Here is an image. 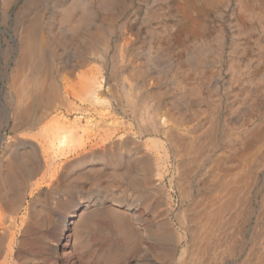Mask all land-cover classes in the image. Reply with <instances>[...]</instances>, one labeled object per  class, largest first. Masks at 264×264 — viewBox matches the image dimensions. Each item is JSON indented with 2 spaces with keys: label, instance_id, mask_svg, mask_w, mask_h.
Wrapping results in <instances>:
<instances>
[{
  "label": "rangeland",
  "instance_id": "rangeland-1",
  "mask_svg": "<svg viewBox=\"0 0 264 264\" xmlns=\"http://www.w3.org/2000/svg\"><path fill=\"white\" fill-rule=\"evenodd\" d=\"M13 1V18L0 26L4 30L0 33V136L4 142L0 158H11L10 153L4 154L16 137L33 140L32 135L54 117L50 153L55 177L31 194L32 184L46 170V155L39 146L40 171L25 186L21 206L5 234L2 254L15 235L19 246L14 261L30 259V264H98L109 256L113 264H264V138L242 159L239 156L241 139L258 122L260 113L244 121L245 97L237 88L247 80L236 79V69H231L235 62L243 79L260 80L249 70L260 64L264 69V0L97 4L84 40L54 42L57 96L49 105H25L23 116L16 115L20 90L15 82L17 42L11 39L15 35L11 26L26 0ZM59 1L39 4L31 15L54 12ZM192 19L197 20L196 27ZM129 26L137 34L131 45L125 43ZM150 26L156 29L153 41L149 40ZM93 35H97L95 41ZM198 57L199 71L195 65ZM83 73L86 87L67 85ZM195 86H199L197 91ZM2 103L11 118L3 117ZM62 132L69 136L65 142L59 141ZM171 132L174 141L169 140ZM100 137L108 140L95 145ZM18 148L29 150L28 145ZM111 154L146 169L150 182L127 185V189L116 187L112 195L104 197L100 186L92 192L83 177L74 181L77 173L91 166L108 168L101 158ZM219 158L237 163L230 171L214 172L213 162ZM72 162L76 167L62 183L61 174ZM227 181L236 183L233 196L221 190L222 182ZM142 198L149 199V205ZM89 199L92 202L84 209L82 205ZM33 203L41 209L42 224L29 219ZM64 216L69 219L65 231L60 226ZM124 222L128 229L138 230L135 243ZM162 224L168 240L161 239L157 231ZM58 237L66 244L63 258L45 249L47 244L59 242ZM134 245L136 249L129 250Z\"/></svg>",
  "mask_w": 264,
  "mask_h": 264
},
{
  "label": "bare ground",
  "instance_id": "bare-ground-1",
  "mask_svg": "<svg viewBox=\"0 0 264 264\" xmlns=\"http://www.w3.org/2000/svg\"><path fill=\"white\" fill-rule=\"evenodd\" d=\"M45 1L48 0H26V2L22 6L23 9L20 11V13H18L16 17V22H14L13 26H11V28L13 27V30L15 32V35L11 34V39L17 42V45L15 46L17 52L15 82L18 86V89L20 90V92H18L19 94L17 95V97H20V102L17 107L15 106L16 115L23 116V111L25 112V110L27 109L26 107H31L37 102H40L43 105H49L57 96L59 87L55 80V76H53L54 65L52 53L56 55V48L54 47V42L56 40L60 41L62 39L67 40V38H81L82 40H84V36L86 32H88V29L86 27L90 24V21L93 20L92 17H94L96 5L106 4L108 6L109 4H113V6H115L119 3V0H60L61 2L59 1L55 4V6H59L58 10L54 12L50 10L41 13L35 12V14L32 16V11H34V9L39 6V4H42ZM14 2L15 1L13 0H0V26L7 25L9 20L13 18L11 14V8ZM192 22L193 26L196 27L197 20L192 19ZM262 28V32H264V26ZM129 29H131V26H129ZM133 30L134 29L130 30V36L126 38L125 43L127 45L133 44L134 38L137 37V34H135ZM150 30L151 35L149 40L153 41L157 37L155 33L156 29L150 26ZM1 32H4V30L0 29V33ZM96 37L97 35H93L92 41H95ZM149 40L147 38L144 41L146 42ZM1 47H3V45L1 42L0 35V48ZM150 52L152 53V51ZM261 57L264 60V55ZM200 61L201 58H196L195 65L197 67V71H199ZM261 65L262 64H260V66L258 65L259 69L256 68V70L254 71L249 70V73L251 75L254 73L259 75L260 80L258 77H254L252 79L248 77L246 79H243V75L241 73L242 71L239 70V65L237 66L235 62L234 67L231 68L236 69V79L241 80V82H245L247 80L246 85L244 84L243 86L237 88L245 97L246 118L244 121L248 119L250 121L256 114L260 113V119L258 120V122L251 127V129L248 131V133L245 134L244 137H242V139L240 138L243 144L241 155L238 152L239 156H241V159L252 149L254 145H256V143H258L262 138H264V69H261ZM83 75L84 73L82 75L78 74L76 82L74 83L75 80H73V82L72 80H70L67 81V85H69L71 88H74L76 83H79L80 88L86 87L88 83L84 84L81 80V77ZM182 78L183 77L180 76V79ZM87 80L89 81V79ZM89 83L92 84L93 81H89ZM69 86H67L66 88L69 89ZM193 89L197 91L199 89V86H195ZM186 92H188V90ZM194 93L195 91H191V94ZM24 97L26 99H24ZM2 108L4 114L3 117L8 115V119L11 118V113H9L5 104L3 103ZM163 123L165 126L168 124L166 120ZM174 137L175 134L171 132L169 135V140L174 141ZM32 139L33 140H23L16 137V140L13 141L12 146H9L4 154L8 155L10 153L11 158L4 159V156L0 158V229H2V233L0 234V264H30L28 261L30 259H23L19 262L14 261V253L17 249V245L19 246L18 240L15 235L10 238L6 246L4 255L2 253L5 234L7 235L8 228L13 223V219L16 218L14 213L21 206L25 186L27 182L30 181V179L33 178V176L40 171V159L38 158L39 146L43 148L44 154L46 155V170L44 171L42 176L32 184L31 194H33L34 190L38 189L41 184L46 183L48 180L53 181L55 177L52 155L50 153L51 147L54 145V117L48 119L43 128L32 135ZM68 139L69 136L67 132H62L60 134V142H65ZM107 140L108 137H100L96 139L94 143L95 145H102L106 143ZM2 142L3 137L0 136V146L2 145ZM155 143L156 145H158V147L164 148L163 143L159 140H156ZM20 145H28L29 150H20V148H18ZM116 155L117 154H111L108 158H101L105 160L104 163L106 166H108V168L102 169L99 166H91L81 174L78 175L77 173V175H75L76 178L74 179V181L78 182V180L83 177L86 181H88L87 186L90 190H92V192L93 190L95 191L97 186H100L101 190L104 193V197L109 196L110 193L112 195V193H114L115 191L114 188L116 187H118L119 190L123 189L124 187L125 189H127V185L131 187L146 186L150 182L149 172L146 169H142L136 163H133L132 160H130V162L123 161L121 156L117 155L116 157ZM235 162L236 161L229 158H219L214 160L212 169L214 172L217 170L230 171L234 169ZM75 167L76 164L72 162L68 167V170L61 174L60 179L63 180L62 183L67 182L68 178L71 177L70 172L74 170ZM234 189H236V183L233 181L222 182L221 184V190L222 192L225 191L226 195L233 196L235 193ZM142 200L144 204H146L147 202V204L149 205V199L147 201V198H142ZM95 201L97 202V200ZM91 202V199L87 200V202L84 203L82 207L85 209L89 204H91ZM97 204H99V201L97 202ZM224 206L225 204L221 205L220 208L222 209L224 208ZM40 211L41 209H39L37 206H35V203H33L32 209L28 211L29 219H31L32 223L42 224V217ZM108 217L109 216H105L104 219ZM133 218L137 219L135 213L133 215ZM22 219L24 223V221L27 219V215L22 216ZM68 221L69 219L65 216L60 219V226L64 231L68 228ZM7 223L10 224L8 225ZM120 224L123 226V222H120ZM124 225L125 231L128 232L131 237H134L132 239V242L135 243L137 240L136 234L138 230L132 231L128 229L125 222ZM164 226L165 225L163 224L158 226L157 231L160 230L161 239L168 240V236L167 234H165L166 229ZM58 241L59 242L47 244L45 246V249L48 254L56 255L60 258H63L67 254L63 250L66 244L62 242L60 237H58ZM132 248L136 249L135 245L133 247H130L129 250H131ZM20 250L21 247L18 250V254L20 257H22L24 255L22 254V252H20ZM35 254L39 255L38 252ZM103 262L104 263L99 262L98 264H113L110 260V256L107 260L105 259Z\"/></svg>",
  "mask_w": 264,
  "mask_h": 264
}]
</instances>
